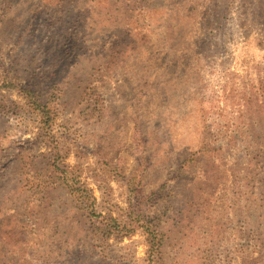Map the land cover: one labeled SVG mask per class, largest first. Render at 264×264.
<instances>
[{
  "label": "rangeland",
  "instance_id": "1",
  "mask_svg": "<svg viewBox=\"0 0 264 264\" xmlns=\"http://www.w3.org/2000/svg\"><path fill=\"white\" fill-rule=\"evenodd\" d=\"M0 77L55 107L57 166L103 218L153 220L165 264H264V0H0ZM39 120L0 89V264H147L83 216Z\"/></svg>",
  "mask_w": 264,
  "mask_h": 264
},
{
  "label": "trees",
  "instance_id": "2",
  "mask_svg": "<svg viewBox=\"0 0 264 264\" xmlns=\"http://www.w3.org/2000/svg\"><path fill=\"white\" fill-rule=\"evenodd\" d=\"M0 89L2 90H13L18 91L20 94L25 96V99L29 106L33 109L35 113L40 116L39 120V132L41 143L48 145L52 150V161L48 162L56 172L61 174L59 179L62 181L61 186L65 188L72 194L78 201L80 209L83 212L84 217H90L92 221L90 224H98V230L101 231L105 239H125L131 238L137 234L142 235L145 238L147 244V264H165L163 259V247L165 234L162 233L158 225L153 223V220L149 218L146 220L142 217L130 218L125 224H119L109 215L108 219L103 218L100 214L94 211V199H92V192L84 189L83 187L76 188L74 183H69L70 181L66 178V171L61 170L57 166V162L60 161L65 150L64 148H59L58 143L55 141L51 134V129L56 121L55 107H51L47 102H44L39 96L34 93L31 88L18 87L16 83L10 79V77H0ZM259 140V138H257ZM198 152H193L191 157H193ZM253 162V159H252ZM138 177L133 176L126 181L127 189L130 193H136L139 188L142 187L141 181L138 182ZM56 183H52L55 185ZM50 187V185H48ZM55 187V186H54ZM37 194L41 193V189H46V187H40ZM30 192V189L28 190ZM9 197H0V208L5 206L8 202ZM95 221V223H94Z\"/></svg>",
  "mask_w": 264,
  "mask_h": 264
}]
</instances>
